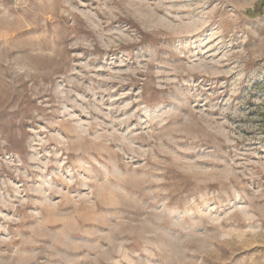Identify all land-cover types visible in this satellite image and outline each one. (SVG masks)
I'll use <instances>...</instances> for the list:
<instances>
[{
	"label": "rangeland",
	"instance_id": "obj_1",
	"mask_svg": "<svg viewBox=\"0 0 264 264\" xmlns=\"http://www.w3.org/2000/svg\"><path fill=\"white\" fill-rule=\"evenodd\" d=\"M0 264H264V0H0Z\"/></svg>",
	"mask_w": 264,
	"mask_h": 264
}]
</instances>
